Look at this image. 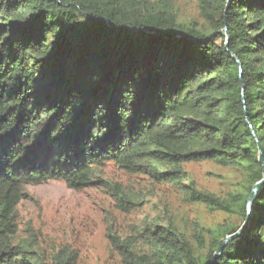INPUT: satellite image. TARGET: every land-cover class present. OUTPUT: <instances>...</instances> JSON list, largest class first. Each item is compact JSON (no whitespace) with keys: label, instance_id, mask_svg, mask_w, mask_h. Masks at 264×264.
<instances>
[{"label":"trees","instance_id":"trees-1","mask_svg":"<svg viewBox=\"0 0 264 264\" xmlns=\"http://www.w3.org/2000/svg\"><path fill=\"white\" fill-rule=\"evenodd\" d=\"M198 1L211 31L179 21L168 0H0V264H47L17 240L27 186H96L109 162L246 220L263 176L264 0ZM203 161L241 168L246 190L230 203L185 184L181 165ZM111 185L117 205L134 209ZM241 226L216 229L203 260L171 221L108 238L124 264H207ZM66 249L51 264H75ZM213 264H264V184Z\"/></svg>","mask_w":264,"mask_h":264},{"label":"rangeland","instance_id":"rangeland-1","mask_svg":"<svg viewBox=\"0 0 264 264\" xmlns=\"http://www.w3.org/2000/svg\"><path fill=\"white\" fill-rule=\"evenodd\" d=\"M154 1V0H152ZM179 21L189 27L211 31L210 18L198 0H168ZM222 33V30L218 34ZM185 184L193 182L201 191L233 203L246 190L247 175L237 167L213 161L188 162ZM96 186L81 190L70 188L63 180L29 185L16 209L17 240L32 242L51 264V255L62 248L78 253L75 264H124L108 234L124 239L153 224L170 221L190 240L196 258L203 260L212 249V236L223 226L243 224L240 212L211 210L206 205L186 200L178 184L161 183L142 173H129L113 162L99 169ZM110 184V186H109ZM111 184H117L134 201L132 210H122ZM184 189V188H183ZM139 243H143L139 239Z\"/></svg>","mask_w":264,"mask_h":264},{"label":"water","instance_id":"water-1","mask_svg":"<svg viewBox=\"0 0 264 264\" xmlns=\"http://www.w3.org/2000/svg\"><path fill=\"white\" fill-rule=\"evenodd\" d=\"M225 30H226V36H227L226 46H228L229 34H228L227 29H225ZM231 56L235 60L238 61V58L233 53H231ZM239 65L241 67L240 62H239ZM243 89H244V87H243ZM254 137H255L256 141L258 142V139H257V137H256L255 134H254ZM258 151H259L258 160H259V163L262 165V168H263V176H262V179L261 180H259L257 183L254 184V186L252 188V191H251L250 195L248 196V199H247V217H246V220L243 222L242 226L239 228V230L236 233L231 234V235H228L225 238V240L222 243V246L216 251L214 257L207 264H213V262L215 261V259H217L222 254L224 246L228 242L232 241L233 239H235L236 237H238L239 235H241V233L245 230V228L247 227V225L249 223L250 216H251V211L253 209V205H254V202H255V199H256V195H257L258 191L260 190V188L264 184V160H263V157H262V149H261V146H260L259 143H258Z\"/></svg>","mask_w":264,"mask_h":264}]
</instances>
